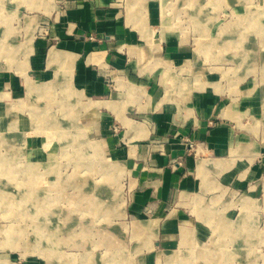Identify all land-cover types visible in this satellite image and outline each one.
<instances>
[{"label": "rangeland", "instance_id": "rangeland-1", "mask_svg": "<svg viewBox=\"0 0 264 264\" xmlns=\"http://www.w3.org/2000/svg\"><path fill=\"white\" fill-rule=\"evenodd\" d=\"M151 1L159 11L154 28L162 2L174 31L166 36L176 37L187 50L186 66L177 72L186 77L190 95L214 90L235 108L264 94V0ZM115 3L128 14L130 0ZM69 4L0 0V78H15L21 93L1 83L0 105L7 107L0 111H20L29 123L24 133L17 129V118L0 128V264H264V244L244 246L220 230L211 232L190 200L182 203L194 191H176L159 213L147 207L143 217H135L129 212L126 171L119 169L114 179L111 170L97 164L87 138L91 130L79 129L81 118L65 116L63 88L51 83L48 93L29 89L30 79L42 81L32 75L33 61L43 64L47 56L44 49L36 53V43L47 49L58 44L57 29ZM189 93L178 92L174 101L186 105ZM228 118L234 130L230 157H262L264 121L232 113ZM211 189L205 200L237 211L240 190L223 184ZM177 211L190 219L191 238L178 246L174 239V247L166 250L161 227ZM263 219L261 214L259 224ZM147 220H155L154 225Z\"/></svg>", "mask_w": 264, "mask_h": 264}, {"label": "crops", "instance_id": "crops-1", "mask_svg": "<svg viewBox=\"0 0 264 264\" xmlns=\"http://www.w3.org/2000/svg\"><path fill=\"white\" fill-rule=\"evenodd\" d=\"M115 1L70 0L64 23L57 29L58 44L47 49L36 43V53L44 49L47 56L43 64L33 61L32 75L42 81L30 79L29 89L37 93L35 88L51 83L63 88L65 116L81 118L84 126L79 129L91 130L87 138L97 164L111 170L114 179L119 169L126 171L129 212L135 217H143L147 207L159 213L176 191H194L182 203L190 200L193 212L211 232L220 230L221 236L244 246L264 244V219L258 221L264 214V151L257 159L228 154L234 135L228 117L242 114L264 121V94L235 108L214 90L190 95L186 77L177 72L186 66L188 53L176 37L166 36L174 31H169L164 3L159 2L160 24L154 28L159 11L153 1L130 0L127 15ZM145 40L159 47L152 49ZM3 82L21 95L15 78H0ZM181 91L189 93L183 106L174 101ZM48 92L49 88L38 93ZM166 95L169 101H163ZM90 102L103 103L94 105L95 120L85 111ZM1 104L0 108L7 107ZM0 113L1 129L14 118L19 131L28 128L20 111ZM222 184L241 191L237 211L204 199L206 192ZM189 220L177 211L176 218L162 224L161 244L166 250L174 247V239L178 246L191 238ZM144 222L154 225L155 220ZM261 256L264 259V253Z\"/></svg>", "mask_w": 264, "mask_h": 264}, {"label": "bare ground", "instance_id": "bare-ground-1", "mask_svg": "<svg viewBox=\"0 0 264 264\" xmlns=\"http://www.w3.org/2000/svg\"><path fill=\"white\" fill-rule=\"evenodd\" d=\"M171 29V28H170ZM42 85V84H41ZM69 86V85H68ZM48 88L49 87H47V86H42V87H37V88H35V91L38 93V92H47L48 91ZM34 89V88H33ZM101 104H103V103H101V102H90V103H88L87 104V106H86V108H85V111L87 112V114L88 115H90L91 117H93V120H95V118H96V109H95V106H99V105H101ZM95 105V106H94ZM87 115V116H88ZM83 119H85V118H83ZM88 119V118H87ZM88 121V120H87ZM50 122V121H49ZM84 122H86V121H84ZM90 122V121H89ZM88 122V123H89ZM82 123V122H81ZM87 124V123H86ZM67 127H69V126H67ZM86 129V128H85ZM48 145V144H47ZM9 148V147H8ZM94 148H95V152H96V155L98 156V154L100 155V149H99V145H98V143H95V146H94ZM54 163V162H53ZM48 168V167H47ZM52 168V167H51ZM35 172V171H34ZM35 176V175H34ZM39 219V218H38ZM43 228V227H42ZM182 244H184L185 242H183V240H182V242H181ZM222 260H225V258H223Z\"/></svg>", "mask_w": 264, "mask_h": 264}]
</instances>
